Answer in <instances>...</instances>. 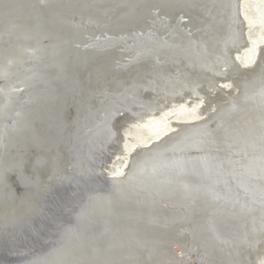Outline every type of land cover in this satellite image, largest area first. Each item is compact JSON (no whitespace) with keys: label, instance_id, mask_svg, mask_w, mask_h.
<instances>
[{"label":"bare ground","instance_id":"6f19581e","mask_svg":"<svg viewBox=\"0 0 264 264\" xmlns=\"http://www.w3.org/2000/svg\"><path fill=\"white\" fill-rule=\"evenodd\" d=\"M33 1L53 5L46 23ZM59 70L81 89L38 111L49 142L36 85ZM0 105L29 109L0 163L7 210L40 207L51 174L109 181L80 227L19 264H264V0H0Z\"/></svg>","mask_w":264,"mask_h":264},{"label":"water","instance_id":"95a60500","mask_svg":"<svg viewBox=\"0 0 264 264\" xmlns=\"http://www.w3.org/2000/svg\"><path fill=\"white\" fill-rule=\"evenodd\" d=\"M9 2H18L19 0H7ZM31 1V0H30ZM75 1V0H72ZM37 4V3H36ZM116 5L111 12L115 14H119L120 12L126 11V5ZM32 5H34L35 9L39 12H34L36 15L43 14L40 17L44 20V22L50 18L49 12L52 11L53 5L50 3L47 7H38L35 6L33 1ZM116 8V9H115ZM90 7L80 8V11H89ZM114 15V14H113ZM112 16V14H111ZM11 19V18H10ZM12 19L16 20H25L22 16H12ZM26 21V20H25ZM29 22V21H27ZM45 22V23H46ZM117 28V27H116ZM114 29V28H113ZM10 56H12V52H10ZM56 71V70H55ZM55 71H49L53 74ZM67 72L59 70L56 74L49 77H45L43 82H40L37 86L36 90V102L34 101L35 106L33 109L36 111V119L39 121L40 126L44 127L45 124L48 128L45 127V132L47 131L49 142L57 141L60 138L56 136L54 133L52 126V119H54L51 114L47 117L42 118L39 116L38 111H44L46 106L53 107L55 109H60L62 99L66 100L69 104H72V98L80 92V85L78 83L77 76L72 74L67 77ZM54 76V77H53ZM53 77V78H52ZM51 78V79H50ZM50 79V80H49ZM23 84V83H22ZM24 85V84H23ZM54 86V89L57 91H52L51 87ZM25 89V86L22 87ZM54 95L52 97L51 95ZM69 98L71 100H69ZM32 103V104H34ZM81 104V103H80ZM8 106V105H7ZM5 108V106H1ZM8 109V110H7ZM32 109V108H31ZM26 110L29 111L27 107H22L20 105L17 106L15 112L11 109V106L4 109V113L8 115V117L4 114L2 118H0V163L7 164L12 156H10V143L16 137H19L18 144L20 140V135H12L11 131L15 127L16 124H19V118L22 117L26 120L27 115ZM78 111H82L79 109ZM45 115V114H44ZM122 115V114H120ZM52 117V119L50 118ZM8 119V120H7ZM51 122V124H49ZM62 124V121H61ZM19 131L21 128H16ZM22 130V129H21ZM20 130V133H21ZM26 130V129H24ZM28 134V131H25ZM25 132L22 131V136L26 137ZM31 132V131H30ZM31 134H34L32 130ZM27 138V137H26ZM38 138V137H37ZM2 139L5 140L6 144L1 143ZM31 139V138H30ZM40 139V137L38 138ZM62 139V138H61ZM36 141V140H35ZM76 148L75 153L80 152V146L75 142ZM3 145H5L3 147ZM7 148V151L4 149ZM38 160V157H37ZM36 160V161H37ZM95 165V163H93ZM96 166V165H95ZM94 166V167H95ZM27 168V167H26ZM31 172V168H27ZM28 170H19L18 172H8L7 180L12 183V180L17 183L19 186L18 189H21L23 181L22 178L25 174L28 173ZM69 174V173H68ZM68 174H51L48 179V185L45 191L42 193L38 189H34V191H38L42 193L38 199V203L40 207H36L32 209L31 204L20 203L18 207L11 212L12 210H7L8 207H11L10 199H8L5 195L3 199L0 200V263L1 264H19L21 262L27 261L33 257H38L51 249H53L54 245L58 244L60 240H63L65 236L68 235L69 232L65 230V226L69 224H75V221H78V227L81 226L80 222V214L79 212L82 209L89 208L88 197L91 192H93L96 188L100 190L102 188H108V179L102 178L100 173H96L93 171V168L88 172V174H84L78 171H73L72 174L67 176ZM28 183L32 181L31 177H27ZM6 180V181H7ZM7 181V182H8ZM6 183H4L5 185ZM36 185V184H35ZM34 185V188H35ZM2 186V183L0 184ZM9 184L8 187L9 188ZM37 187V186H36ZM29 189L32 187H28ZM0 188V195H1ZM26 215H24L22 208H24ZM121 208L127 209V205L125 204ZM23 212V213H22ZM105 218V219H104ZM99 227L103 229H99L101 232L106 233L107 228L116 227L117 221L113 220L109 222L107 217H103V219L95 222ZM111 223V224H110ZM133 223V224H132ZM138 224L132 221H124L123 219L119 222V225L122 226L123 229H126L127 226L129 230H133L132 227L140 231L141 224L137 221ZM136 231V230H135ZM103 233V234H104ZM104 236V235H101ZM100 236V237H101ZM64 242V241H63ZM52 245V246H51Z\"/></svg>","mask_w":264,"mask_h":264},{"label":"rangeland","instance_id":"374dc122","mask_svg":"<svg viewBox=\"0 0 264 264\" xmlns=\"http://www.w3.org/2000/svg\"><path fill=\"white\" fill-rule=\"evenodd\" d=\"M104 164L106 165L107 163H104ZM101 176H102V178H104V179L107 178V174H105L104 171H103V174L101 173Z\"/></svg>","mask_w":264,"mask_h":264}]
</instances>
